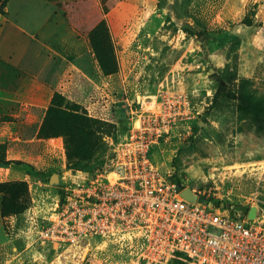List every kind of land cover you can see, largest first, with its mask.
I'll return each instance as SVG.
<instances>
[{"label":"rangeland","instance_id":"374dc122","mask_svg":"<svg viewBox=\"0 0 264 264\" xmlns=\"http://www.w3.org/2000/svg\"><path fill=\"white\" fill-rule=\"evenodd\" d=\"M164 7L165 1L158 0L149 36L132 37L141 70L131 82L134 92L143 95L132 109L145 111L162 98L180 94L188 100L190 119L152 145L147 158L162 175L172 171L184 187L214 194L213 199L235 213L245 206L264 171V120L255 114L261 104L252 99L262 97L264 102V0H173L169 9L176 18L189 19L192 27L173 21ZM197 41H204V47ZM217 80L225 86L223 95L216 93ZM125 117L115 128L98 134L100 147L76 170L73 162L69 164L65 145L53 174L37 175V184L20 181L25 190L14 189L13 200L24 204L25 211L17 218L4 213L3 218L20 252L9 264H137L134 250L121 251L113 244L103 247L96 241L90 250L75 253L73 248L55 251L33 242L36 229L46 224L51 213L63 172L95 173L105 168L110 141L121 142L129 135L133 119L130 114ZM54 175L57 184L50 181ZM0 190L1 207L12 198Z\"/></svg>","mask_w":264,"mask_h":264},{"label":"built area","instance_id":"2783aa9c","mask_svg":"<svg viewBox=\"0 0 264 264\" xmlns=\"http://www.w3.org/2000/svg\"><path fill=\"white\" fill-rule=\"evenodd\" d=\"M129 114V135L110 141L105 168L63 172L54 206L33 242L75 253L90 250L96 241L103 247L113 244L121 251L134 250L137 264H171L174 259L183 264H264V171L242 207L247 208L244 214L242 208L232 213L214 194L192 188L206 203L188 202L174 173L162 175L147 158L152 145L190 119L186 96L165 97L157 106ZM251 207L257 209L253 219L248 218Z\"/></svg>","mask_w":264,"mask_h":264},{"label":"crops","instance_id":"0c3cea01","mask_svg":"<svg viewBox=\"0 0 264 264\" xmlns=\"http://www.w3.org/2000/svg\"><path fill=\"white\" fill-rule=\"evenodd\" d=\"M2 1L0 159L24 165L0 167V183L37 184L38 173L53 174L64 157L61 137L39 136L54 95L83 116L114 126L142 100L131 82L141 70L132 37L154 31L158 0ZM101 23L116 65L110 75L102 73L87 36ZM19 256L16 238L0 219V261L9 264Z\"/></svg>","mask_w":264,"mask_h":264},{"label":"trees","instance_id":"16d2710c","mask_svg":"<svg viewBox=\"0 0 264 264\" xmlns=\"http://www.w3.org/2000/svg\"><path fill=\"white\" fill-rule=\"evenodd\" d=\"M7 0L2 1V5ZM1 5V6H2ZM88 40L92 48L93 54L98 62V65L102 73L110 75L116 72V65L114 61L113 49L110 42V37L103 23L97 25L93 30L88 33ZM225 92V86L222 81L217 80L216 93L223 95ZM252 101L261 104V108L255 112V114L263 115L264 120V102L262 97H252ZM60 101L61 104L57 106L56 102ZM70 107L71 109L67 108ZM77 109V110H74ZM80 109L68 103L59 95H54L51 100V107L48 109L44 122L39 132L40 137H61L63 140V146L67 145L66 154L69 164L73 166L72 170H76L79 163L87 161L96 152V149L100 147L101 141L98 134L106 132L107 127L112 129L116 126L96 121L83 116ZM60 115V116H59ZM203 122V119H202ZM66 143V144H65ZM66 147V146H65ZM24 165L20 162L5 161L0 159V167L7 168L9 165ZM71 165V166H72ZM82 170V169H79ZM89 172V171H86ZM39 177H46V175L38 173ZM25 183L20 181L4 182L0 183V189H2L6 195L11 194V201L2 202L0 209V219L3 223L4 213L20 217L25 211V205H18L13 197L17 196V191L14 189L23 188L25 190ZM1 193V190H0ZM215 206L219 205V202L210 200ZM243 214L247 211V208H242ZM6 230V229H5ZM171 264H183L178 260L174 259Z\"/></svg>","mask_w":264,"mask_h":264},{"label":"water","instance_id":"95a60500","mask_svg":"<svg viewBox=\"0 0 264 264\" xmlns=\"http://www.w3.org/2000/svg\"><path fill=\"white\" fill-rule=\"evenodd\" d=\"M165 1V7H164V12L165 13H169L171 16V19L173 21H176L178 23H185L188 26L192 27V23L189 19H178L176 18V16L174 15L173 11L169 9V6L173 3V0H164ZM196 45H198L199 47H204V41H197ZM204 50L206 51V49L204 48ZM209 72H212L211 69H209ZM214 78H216V76H213ZM51 182H54L57 184L58 182V177L56 175L52 176L50 179ZM181 186V185H179ZM181 197L183 199H185L188 202L191 203H195V202H199L201 204H205L206 202L203 199H197L196 196L191 192L190 188L188 187H184L181 191ZM209 206H211L210 204H208ZM222 207V206H221ZM257 212V209L255 207H251L248 211V218L249 219H253L255 217V213Z\"/></svg>","mask_w":264,"mask_h":264}]
</instances>
